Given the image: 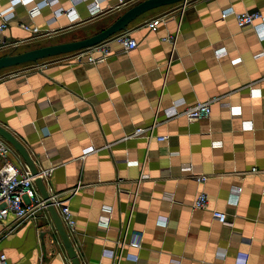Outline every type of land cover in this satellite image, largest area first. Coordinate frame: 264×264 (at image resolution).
<instances>
[{
  "label": "crops",
  "instance_id": "0c3cea01",
  "mask_svg": "<svg viewBox=\"0 0 264 264\" xmlns=\"http://www.w3.org/2000/svg\"><path fill=\"white\" fill-rule=\"evenodd\" d=\"M138 1L101 0L95 16L89 0L67 15L42 3L30 17L19 5L0 48L89 36ZM58 3L70 8V0ZM7 4L0 0V8ZM227 7L264 14V0L180 1L135 17L126 31L137 45L104 61L75 62L69 52L0 70V126L70 208L81 264H110L115 254L123 264H264V38L232 13L222 18ZM158 16L151 30L147 22ZM19 22L50 33L30 35ZM168 33L174 44L162 39ZM211 97L207 117H166L174 100L182 108ZM155 120L164 140L130 135ZM87 146L94 150L82 155ZM11 156L25 164L13 147ZM199 191L206 207L192 205ZM39 212L35 221L0 219V251L14 264H72L49 215Z\"/></svg>",
  "mask_w": 264,
  "mask_h": 264
},
{
  "label": "built area",
  "instance_id": "2783aa9c",
  "mask_svg": "<svg viewBox=\"0 0 264 264\" xmlns=\"http://www.w3.org/2000/svg\"><path fill=\"white\" fill-rule=\"evenodd\" d=\"M31 1H36L34 6L27 9L28 15L30 17H34L39 13L40 6L39 4L45 5H53L58 2L57 0H8V5L0 8V32L3 31L9 20L14 16V10L17 6H27ZM73 1V0H72ZM75 1H87V0H74ZM127 0H118V2H125ZM185 1V0H184ZM101 0H89L87 3V8L90 13H94L97 11L98 7H100ZM67 11V13L72 12L71 10H66L62 8V6H58L55 10L57 15H60L61 11ZM232 13L236 19L237 24L240 27L251 26L255 33L260 37L264 38V14L259 10H243L236 11L232 7H227L223 9L220 13L221 17H226L227 14ZM162 17L158 16L147 22V26L151 30H155L160 22H162ZM20 26H22L26 30H37V27L34 23L30 22H20ZM164 40H168L174 44L176 40V34L168 33L164 37ZM116 43L119 45V48L113 50L112 44ZM137 45V41L133 38L130 33L126 30H120L104 40L93 44L91 46L73 51V59L75 62H92L97 63L104 61L110 56L112 53L125 52ZM215 53L221 55L225 53V49L217 48L215 49ZM213 98H207L202 101H196L193 104H184L182 108L178 106L182 103V101L174 100L171 105L168 107V111L166 113V117L170 118L173 116L183 115L187 119H196L199 117H207L210 113V102ZM53 101H40V106H48L52 104ZM156 124V120L153 121L150 125L146 127H136L130 135H141L145 134L147 142H149L152 138H155L159 141L164 140L166 135H156L154 132V126ZM94 150L93 146H87L82 149V155H85L88 152ZM12 147L11 145L0 137V219H4L8 214H12L15 221L22 222L26 220H36L40 216H42L41 209H45L46 206L44 200L37 196V188L34 183V177L26 164H23L19 160H14L11 156ZM129 162H133V160L128 159ZM252 171H257L256 167L251 168ZM46 171H39L38 175L43 177ZM142 176L145 174L142 173ZM193 177L199 181L203 182L206 179V175L204 174H194ZM51 199L54 205H57L58 214L65 226L66 231L69 233L74 230L75 220L71 213L70 208L67 204L62 203L58 199H55L53 195H51ZM193 207L202 208L207 206V194L204 191H199L193 201ZM212 216L220 222L226 221V213L220 209L212 208L211 209ZM49 213L46 211L44 217H48ZM49 221L51 222L50 216ZM9 225V224H8ZM7 225V227H8ZM52 242L59 243L58 239H54L52 237ZM132 244H136V242H131ZM0 264H14L10 261L5 252L0 251ZM110 264H123L119 257L115 254L113 260ZM245 264V263H244Z\"/></svg>",
  "mask_w": 264,
  "mask_h": 264
},
{
  "label": "water",
  "instance_id": "95a60500",
  "mask_svg": "<svg viewBox=\"0 0 264 264\" xmlns=\"http://www.w3.org/2000/svg\"><path fill=\"white\" fill-rule=\"evenodd\" d=\"M180 1L182 2L184 0H140L128 7L123 13H121L115 20H113L107 26L89 36L70 41L34 47L17 53H7L0 55V69L18 64H24L27 62H35L39 59L69 53L91 46L120 30H126L127 25L135 17L142 14L143 12H146L158 6L172 4ZM0 137L10 143L14 150L23 159L30 172L35 175L34 183L39 191L40 198L44 200L46 211H48L49 213L50 219L54 226V230L56 231L59 239L61 240L68 258L70 259L72 264H81L78 259L74 245L70 240L69 233L65 229L60 215L58 214V211L51 199V195L43 182V178L38 175L39 170L34 164L28 151L16 139V137H14V135H12L8 130H6L2 126H0Z\"/></svg>",
  "mask_w": 264,
  "mask_h": 264
},
{
  "label": "rangeland",
  "instance_id": "374dc122",
  "mask_svg": "<svg viewBox=\"0 0 264 264\" xmlns=\"http://www.w3.org/2000/svg\"><path fill=\"white\" fill-rule=\"evenodd\" d=\"M58 1V0H57ZM35 2L36 1H31L27 6H25V7H28V9L29 8H31L32 6H34V4H35ZM78 2L79 1H75V4H78ZM74 4V0L72 1V0H70V5L68 6V7H71L72 5H75ZM8 5V4H7ZM6 5V6H7ZM39 5H41V4H39ZM48 6H52V10H56V8L58 7V6H60L59 5V3L58 2H56V4H53V5H48ZM62 8H65L66 10L68 9L67 7H63L62 6ZM102 10V7L100 6V7H98V9H97V11L96 12H94V13H90L91 15H97V14H99L100 13V11ZM39 12H40V10H39ZM71 13V12H70ZM69 12L67 13V11H65V10H63V11H61L60 12V15H67V14H70ZM9 22H10V20H9ZM9 22H8V24H7V26H6V28L8 27V25H9ZM19 25H20V22L18 23ZM35 26L37 27V30H26V29H24L22 26H20L22 29H24L28 34H30V35H33V36H38V35H44V34H47V33H50V30H45V31H42L36 24H35ZM5 28V29H6ZM4 31V30H3ZM3 31H1V32H3ZM53 39H48V38H45V39H36V40H34V41H29L28 43H24V44H20V45H18V46H14L13 47V45L11 46L10 44H9V46L7 45V46H5V48L3 49V48H0V55H3V54H7V53H17V52H20V51H24V50H26L27 48H29L30 49V47H32V48H34V47H38V46H40L41 44H46V43H48V42H50V41H52ZM1 45H4V43H1L0 42V46ZM42 46V45H41ZM28 63V62H27ZM30 63V62H29ZM24 64H26V63H24ZM24 64H18V65H14V66H10V67H5V68H3V69H0V70H5V69H9V68H15V67H17V66H21V65H24Z\"/></svg>",
  "mask_w": 264,
  "mask_h": 264
},
{
  "label": "bare ground",
  "instance_id": "6f19581e",
  "mask_svg": "<svg viewBox=\"0 0 264 264\" xmlns=\"http://www.w3.org/2000/svg\"><path fill=\"white\" fill-rule=\"evenodd\" d=\"M40 6V5H39ZM72 9V7H70L68 10H71ZM74 9V8H73Z\"/></svg>",
  "mask_w": 264,
  "mask_h": 264
}]
</instances>
